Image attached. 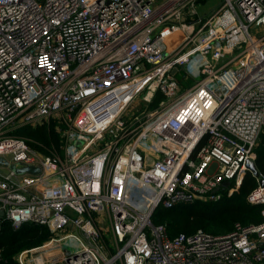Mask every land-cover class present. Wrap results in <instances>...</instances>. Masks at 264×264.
<instances>
[{"label": "built area", "instance_id": "built-area-1", "mask_svg": "<svg viewBox=\"0 0 264 264\" xmlns=\"http://www.w3.org/2000/svg\"><path fill=\"white\" fill-rule=\"evenodd\" d=\"M51 118L62 151L16 133ZM263 132L264 0H0V157L40 167L0 163V228L50 232L17 264H264V210L223 234L154 222L238 190Z\"/></svg>", "mask_w": 264, "mask_h": 264}, {"label": "trees", "instance_id": "trees-1", "mask_svg": "<svg viewBox=\"0 0 264 264\" xmlns=\"http://www.w3.org/2000/svg\"><path fill=\"white\" fill-rule=\"evenodd\" d=\"M176 78L183 80L184 73L178 71ZM16 133L37 145L44 153L59 148L64 136L54 118L37 126H23ZM260 138L255 147V161L260 173L264 175V132ZM256 185V177L247 171L242 184L232 194L222 193L217 200L197 199L173 208L159 207L154 213V222L165 223L170 236L181 232L190 233L198 228L213 234H223L231 231L237 222H261L264 203H251L247 200V195ZM49 234L43 224L26 222L14 228L9 221L3 222L0 228V264H17L15 256L19 251L42 243Z\"/></svg>", "mask_w": 264, "mask_h": 264}, {"label": "rangeland", "instance_id": "rangeland-1", "mask_svg": "<svg viewBox=\"0 0 264 264\" xmlns=\"http://www.w3.org/2000/svg\"><path fill=\"white\" fill-rule=\"evenodd\" d=\"M222 0H201L200 2H199V9H200V11H202V12H209V11H211L212 9H214V8H216L219 4H220V2H221ZM163 96L162 95H160V94H158L157 96H156V98H155V101H154V103H153V105L154 104H156L161 98H162ZM139 104H141V100H137L136 102H135V105H139ZM55 119V118H54ZM55 123H56V125L58 126V127H61V124H59V121L57 120V119H55ZM62 128H63V131H64V126L62 125ZM60 131H61V129H60ZM261 140V138H259V140H258V143H257V145L259 144V141ZM65 142H67V139H66V136H63V139H62V143L59 145V148H53V150H51L52 152L53 151H62V150H60L61 149V145H63L64 146V144H65ZM256 145V146H257ZM30 146L32 147V148H34V149H38V146L37 145H34V144H31L30 143ZM63 149V148H62ZM228 191H229V189L227 190H225L224 191V193H227V194H229L228 193ZM223 193V194H224ZM264 210V209H263Z\"/></svg>", "mask_w": 264, "mask_h": 264}, {"label": "water", "instance_id": "water-1", "mask_svg": "<svg viewBox=\"0 0 264 264\" xmlns=\"http://www.w3.org/2000/svg\"><path fill=\"white\" fill-rule=\"evenodd\" d=\"M0 163H4L5 165H9L12 169H14L16 172H24V171H32V172H37L40 171V167L38 166H31L27 165L24 167H16L14 164H9L8 161L4 160L3 158L0 157ZM247 166L249 170L253 173L254 176H260V171L257 167V164L254 160H249L247 162ZM260 183L261 185H264V178H260ZM1 214H3V211H0Z\"/></svg>", "mask_w": 264, "mask_h": 264}, {"label": "crops", "instance_id": "crops-1", "mask_svg": "<svg viewBox=\"0 0 264 264\" xmlns=\"http://www.w3.org/2000/svg\"><path fill=\"white\" fill-rule=\"evenodd\" d=\"M201 0H199V2H200Z\"/></svg>", "mask_w": 264, "mask_h": 264}]
</instances>
